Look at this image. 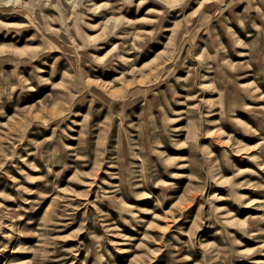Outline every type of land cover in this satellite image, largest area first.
Returning <instances> with one entry per match:
<instances>
[{"label":"rangeland","instance_id":"1","mask_svg":"<svg viewBox=\"0 0 264 264\" xmlns=\"http://www.w3.org/2000/svg\"><path fill=\"white\" fill-rule=\"evenodd\" d=\"M0 264H264V0H0Z\"/></svg>","mask_w":264,"mask_h":264}]
</instances>
